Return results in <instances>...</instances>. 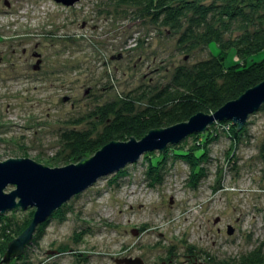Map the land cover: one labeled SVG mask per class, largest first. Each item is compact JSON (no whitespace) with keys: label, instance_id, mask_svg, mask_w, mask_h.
<instances>
[{"label":"rangeland","instance_id":"rangeland-1","mask_svg":"<svg viewBox=\"0 0 264 264\" xmlns=\"http://www.w3.org/2000/svg\"><path fill=\"white\" fill-rule=\"evenodd\" d=\"M177 40L117 0H80L73 6L0 0V161L27 157L51 168L66 166L62 130L86 129L97 105L166 85L177 66L220 53L215 42L181 52ZM263 58L264 51L248 63ZM237 61L231 51L226 64ZM246 126L235 165L226 158L228 130L215 127L218 137L200 166L207 171L203 178L172 155L155 174L146 154L123 174L100 178L67 203L64 221L51 218L29 248L30 264H117L115 259L127 257L153 264L171 248L182 264L189 247L209 264H229L263 247L264 111L252 114ZM193 142L188 138L186 147Z\"/></svg>","mask_w":264,"mask_h":264},{"label":"trees","instance_id":"trees-1","mask_svg":"<svg viewBox=\"0 0 264 264\" xmlns=\"http://www.w3.org/2000/svg\"><path fill=\"white\" fill-rule=\"evenodd\" d=\"M117 1L136 7V15L148 19L158 30L166 29L170 34L177 35L181 52L208 48L209 44L215 42L220 47V53L189 67L177 66L171 81L166 85L159 83L138 91L136 96L129 93L119 102L97 105L89 113L91 123L86 129L62 130L60 141L66 151V165L78 164L92 157L112 141L124 142L133 137L140 140L151 130L188 122L199 113L212 115L264 81V58L248 63L252 56L264 51V0ZM231 51H234L238 61L227 65L226 59ZM258 111H264V105ZM217 126L228 130L231 144L226 158L230 165H235L237 145L245 136L247 126L237 131L231 121L225 120L208 127L206 133L189 135L158 155V151L147 153L145 157L150 160L151 172L157 174L172 155L184 159L190 165L192 176H197V179L206 176V169L200 166L208 157L211 140L218 137ZM202 137L204 141L200 143ZM188 138H193L194 142L187 148L185 144ZM123 173L121 171L119 174ZM155 174L153 178L152 173L148 175L154 183H161ZM66 207L67 203L38 226L32 243L23 255L11 260V263L14 261L12 264H30V246L42 238L51 218L65 220ZM25 211L22 219L16 218V213ZM33 213L34 210L16 209L0 215V260L6 254L8 243L29 226ZM241 261L246 264H264V249H254Z\"/></svg>","mask_w":264,"mask_h":264},{"label":"water","instance_id":"water-1","mask_svg":"<svg viewBox=\"0 0 264 264\" xmlns=\"http://www.w3.org/2000/svg\"><path fill=\"white\" fill-rule=\"evenodd\" d=\"M55 1L64 6H73L80 0ZM40 63L39 60L34 69H39ZM263 105L264 81L247 90L238 99L228 102L212 115L199 113L188 122L151 130L140 140L133 137L124 142L112 141L95 155L83 159L78 164L51 168L27 157L0 161V215L16 209H34L29 226L8 243L3 263L10 264L13 258L23 255L32 243L38 226L100 178L121 171L147 153L164 152L168 146L182 142L191 134L206 133L208 127L214 123L231 121L237 131H241L248 118ZM9 186L13 187V190L7 193L5 190ZM218 221L219 218L216 222ZM228 234H234L232 226L228 227ZM116 262L141 264L142 260L124 258Z\"/></svg>","mask_w":264,"mask_h":264},{"label":"flooded vegetation","instance_id":"flooded-vegetation-1","mask_svg":"<svg viewBox=\"0 0 264 264\" xmlns=\"http://www.w3.org/2000/svg\"><path fill=\"white\" fill-rule=\"evenodd\" d=\"M5 4H6L7 7H11L12 6L11 3L8 2V1H6ZM23 53L25 54V53H27V51L23 50ZM229 226H231V225L230 224L227 225V233H228V227ZM218 231H220V229H218ZM262 248L264 249V246ZM255 249H258V248H255ZM252 251H250V252H252ZM187 252H188V254L186 255V258L182 261V264H209L207 259H205V257L202 256L203 253L201 251L193 249L192 247H189ZM250 252H248V253H250ZM248 253H246V254H248ZM246 254L239 255V257L237 259H234L233 261L229 262V264H233V262H234V264H246V263H243L241 261V259ZM175 255L176 254L174 253V249L171 248V249H169L168 254L166 256L157 258L158 260L156 262H154L153 264H179L177 259H175L176 258ZM127 258H132V257H127ZM135 258H139L140 260H142L141 264H147L145 262V260L142 259L141 257H135ZM121 259H124V258H117V259H115V262L117 260H121Z\"/></svg>","mask_w":264,"mask_h":264}]
</instances>
